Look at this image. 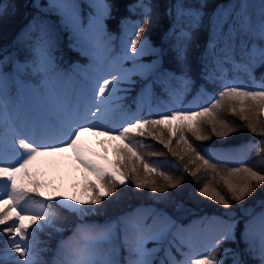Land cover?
Segmentation results:
<instances>
[{
	"label": "snow or ice",
	"instance_id": "1",
	"mask_svg": "<svg viewBox=\"0 0 264 264\" xmlns=\"http://www.w3.org/2000/svg\"><path fill=\"white\" fill-rule=\"evenodd\" d=\"M30 7L35 12L17 39L0 47V233L7 234L9 245L0 250V264H5V252L10 264H47L39 259L47 249L39 247L36 236L54 227L58 209L77 214L81 223L68 241H61L51 264H122L116 258L121 244L136 257L127 264H154L152 257L175 227L166 213L156 214L162 220L159 228L133 222L134 214L103 225L85 224L83 219L98 213L118 186L131 183L137 189L167 193L184 184L186 176L195 181L197 195L229 210L227 219L211 221L223 227L203 249L181 238L176 251L182 258L169 250L160 264H249L244 254L264 264V211L246 212L239 239V222L230 214V201L243 207L240 202L258 188L264 190V168L249 166L247 159L258 150L264 164V147H259L264 145V79L257 84L253 75L256 67H264V0H227L211 12L208 0H172L164 10L168 23L158 40L145 34L156 21L154 0H131L129 16L138 18L123 17L119 36L109 31V0H32ZM18 9L11 0H0V19L16 15ZM194 50L199 51V79L219 90L209 93L201 84L193 101L184 105V97L197 84ZM67 52L85 57L87 63H68ZM228 65L243 70L258 90L228 79ZM137 89L133 110L121 102ZM157 93L170 103L152 108ZM203 97L207 100L200 103ZM225 104L260 139L237 148L195 144L212 137L223 140L236 131L220 119ZM86 134L105 138L96 141L100 151L85 142ZM136 137H150L177 157L171 168L181 173L179 178L173 180L146 159ZM67 150L84 175L79 195L46 191L39 178L43 158ZM235 154L239 157L233 159ZM156 175L166 186H155ZM259 206L264 209V199ZM149 242L157 246L149 249Z\"/></svg>",
	"mask_w": 264,
	"mask_h": 264
},
{
	"label": "trees",
	"instance_id": "2",
	"mask_svg": "<svg viewBox=\"0 0 264 264\" xmlns=\"http://www.w3.org/2000/svg\"><path fill=\"white\" fill-rule=\"evenodd\" d=\"M5 3H9L10 0H4ZM15 4L19 5V9L16 12V15H8L4 19H0V47H5L11 45L16 39L24 25L31 19V16L34 14L35 10L30 7L32 0H11ZM112 4V19L108 21L109 31L113 32L115 35L119 36L120 34V21L123 17L129 16L128 13V4L131 0H109ZM172 0H154V3L158 5L155 10L154 15L156 16V21L151 24L146 30V35L152 37L154 40H158V34L161 33L167 26V19L164 17V10L169 5ZM227 0H208V11H213L217 5L226 3ZM252 3H256V0H251ZM42 4H46V0H41ZM11 11V10H10ZM253 13H255V8H253ZM131 19H137L138 17L129 16ZM142 20V18H140ZM134 38V36L132 37ZM206 34L201 35V45H203ZM202 50V49H201ZM199 55L198 50H194L191 59L193 61V75L197 78L196 87L187 94L183 99V104L187 105L191 103L194 97L199 90L201 84L205 85V90L209 93L218 91L219 89L211 84L205 83L199 79V69H198V60ZM66 59L68 63L79 62L81 64H86L87 59L85 57L79 56L74 52H67ZM229 68L228 79L236 80L237 82L249 86L251 90H258L253 85V80L250 78L243 70L233 71L231 65L227 66ZM253 75L255 77V83H260L264 79V67H256L253 70ZM133 91L130 94V97L123 100L121 103L125 106H131L135 110L134 100L136 98L137 92ZM159 96V93H157ZM207 100V97H203L200 103H203ZM144 110L147 111L149 107V102L146 100ZM160 104L163 107L166 104H169L170 101L165 96H159V100L153 99L151 101V107L155 108L157 104ZM193 110H196L193 108ZM119 113H117V118ZM220 119L224 120L229 127L235 128L236 131L231 133L229 137L223 138L220 140L216 137H212L209 141H194V138L189 134V139L193 140L195 144L202 145L205 149L209 147H232L237 148L241 145L246 144L249 141L255 142L259 140L260 137L250 132L246 127L245 121H241L238 115H233L229 112L228 105L225 104L223 109L220 112ZM260 119L264 121V112H261ZM205 135L210 134V129L205 130ZM138 142L143 143V147L139 148L141 154L148 160L155 162V166L158 167L160 172H165L168 176L172 177L173 180L179 178L181 175L180 172H176L171 168V165L177 163V157L171 155L164 146L160 145L158 142L149 140L148 138H135ZM175 148V143L173 144ZM264 147V145L259 146ZM164 149V150H163ZM152 153H157L158 155L152 156ZM163 155H160V154ZM239 157V154H235L233 159ZM248 164L249 166H255L258 170L264 168V164L260 163V156L258 155V150L250 153L248 155ZM187 157L185 158V161ZM181 164L183 162H180ZM229 166H239L238 164H230ZM183 169L181 168V172ZM186 175V174H185ZM156 181L157 187L166 186L167 181H165L159 175L153 177ZM222 187V185H221ZM196 183L192 177L186 176V182L182 184L179 188L167 189V193H153L147 187L143 189H137L135 184H129V186H118L117 193H114L113 196L106 198L103 202L102 207L98 213L91 214L84 217L83 223L85 224H99L103 225L106 221L116 220L122 216H132L133 222L140 221L142 217L147 215L150 217V221L147 225L153 226L154 228H159L162 225V220L156 215L157 213L163 212L166 213L168 217L175 222V227L172 229L171 234L168 236V240L163 244L162 250L158 253H155L152 257L154 264H160L161 260H166L167 253L170 250L172 256L176 259H181L180 253L176 251V246H179L180 239L184 240H195L198 246L203 249L205 245L209 242L210 238L218 233L223 225L217 223L210 230L202 229L200 234L193 237L187 230V228H192L199 220H207L209 218H221L227 219V216L224 214L228 212V209H225L222 205H219L209 199H206L202 196L196 194ZM222 194L227 196L226 192ZM160 197V198H158ZM2 198V197H0ZM36 199H39L38 197ZM264 199V190L257 189V192L253 194L252 197H248L245 201L240 202L243 207H240L239 204L235 201H230L232 204L231 215H234L238 220L237 225V238L239 239V233L243 231L244 224L246 222V212H252L254 215H258L264 209H261L259 206V201ZM29 207H32V204H29ZM140 216V218H138ZM58 220L59 225L64 226L61 234H57L55 238H51L48 235H45L43 232L38 231L36 236V242H38L40 248H45L47 251L41 253L42 256H46L43 260L47 264L56 258V252L61 244V241H68L75 231L78 224L81 223V220L77 217L75 213L70 212L67 209H58ZM3 227V226H0ZM130 235H134L133 230L129 229ZM122 239V233H121ZM7 241V234L0 233V245L5 244ZM157 245L149 242L147 247L149 249L156 247ZM227 247H235V245H226ZM0 247V250L2 249ZM241 251L246 247L241 241L239 244ZM116 258L119 259L122 264H127L129 259H136V257H130L126 248L121 246L116 253ZM244 259L248 260L249 264H256L252 260L250 254H244ZM9 261L5 260V264ZM10 264V263H8ZM230 264V261H229Z\"/></svg>",
	"mask_w": 264,
	"mask_h": 264
},
{
	"label": "rangeland",
	"instance_id": "3",
	"mask_svg": "<svg viewBox=\"0 0 264 264\" xmlns=\"http://www.w3.org/2000/svg\"><path fill=\"white\" fill-rule=\"evenodd\" d=\"M98 139L102 140L105 138L104 137H93L91 136V134H86L84 138L85 142L88 143L92 148L96 149L97 151H100V147L96 143ZM148 139L150 141L153 140L154 142H157L156 140L150 137ZM107 155L109 159H112L113 154H112L111 146L108 147ZM40 172H41V175L39 176V178L45 183L46 191L58 190V191L65 192L69 195L73 193L77 195L80 194V185L83 181L84 175H83L82 170L79 168V166L76 165L74 158H72L71 150H67L65 153H62V154H55L53 156L43 158V162L40 165ZM138 218H140V216H138ZM213 219L214 218H209L207 220L203 219L204 221L203 223H201L202 220H199L196 222L194 226H192L191 229L190 228H187V229L190 231L193 237H197L200 234L202 229L210 230L214 226L217 225V223L211 222L213 221ZM141 220L147 224L151 219L147 215L146 217H142ZM58 223L59 222H56L54 227H47L40 231L43 232L45 235H48L54 239L55 236L57 234H61V232L64 229V226L59 225ZM57 228L62 229V231H56L55 229ZM8 247H9L8 242L5 241V244L2 245L1 250H5ZM4 255L5 257H7L6 252L4 253ZM13 255L15 256L18 254L13 253ZM45 258L46 256H42L40 254L39 259L44 260ZM8 263H10V261Z\"/></svg>",
	"mask_w": 264,
	"mask_h": 264
}]
</instances>
